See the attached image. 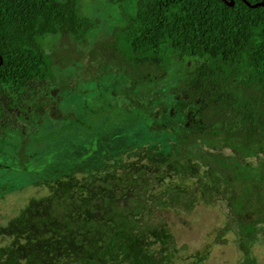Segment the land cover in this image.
<instances>
[{"label":"trees","instance_id":"1","mask_svg":"<svg viewBox=\"0 0 264 264\" xmlns=\"http://www.w3.org/2000/svg\"><path fill=\"white\" fill-rule=\"evenodd\" d=\"M78 5L79 0H0V140L20 134L15 125L27 116L28 102L41 91L38 82L55 81V70L67 69L72 55L83 54L76 52L77 45H89L87 35L100 20L81 16ZM136 6L134 15L122 13L127 19L124 26L92 43L90 58L101 55L118 71L124 70L127 81L118 104L143 113L160 86L132 99L130 94L141 80L181 67L182 98L200 109L183 119L186 131L177 133L168 160L175 151L183 155L202 144L227 146L223 161L231 153L263 156L259 181L237 162L217 167L231 184L230 200L236 204L240 226L251 229L264 223V5L253 8L243 0H234L233 6L223 0H137ZM53 37L61 42L47 50L44 40ZM170 92L182 95L177 88ZM151 126V132L165 130L155 122ZM21 133L18 152L25 165L30 138ZM77 175L68 172L60 180H50L47 197L32 200L16 220L0 225V257L5 260L0 264H45L49 255L60 264L66 249L78 264H109L108 259L118 260L121 252H127L131 264H157L149 258L146 239L159 240L161 230L134 219L139 216L138 205L121 211L111 204L109 191L119 184L131 191L132 185L117 175L83 179ZM50 234L60 240L52 241ZM79 247L81 251L71 252Z\"/></svg>","mask_w":264,"mask_h":264},{"label":"rangeland","instance_id":"2","mask_svg":"<svg viewBox=\"0 0 264 264\" xmlns=\"http://www.w3.org/2000/svg\"><path fill=\"white\" fill-rule=\"evenodd\" d=\"M136 2L79 0L80 15L100 23L87 35L88 46L77 45L76 52L83 54L79 58L72 55L67 69L55 70V81L38 82L43 85L41 91L28 102L27 116L15 125L30 138L25 165L18 152L22 135L12 133L11 138L0 140V225L16 220L32 200L47 197L50 180H60L68 172L78 174L79 179L117 175L132 189L125 191L123 184L110 189L111 204L121 211L138 205L139 216L134 219L141 224L151 222L161 230V239H146L149 258L157 264H264V223L251 229L240 226L236 204L230 200L231 184L217 167L237 162L259 181L263 156L231 153L223 161L227 146L202 144L190 147V153L185 150L187 158L175 151L168 160L177 133L186 131L183 119L200 109L182 98L181 67H169L141 80L130 94L132 99L160 86L151 107L143 113L118 104L117 96L125 91L127 81L124 70L118 71L115 63H106L101 55L90 58L92 43L108 37L114 27L124 26L127 19L122 13L134 15ZM60 42L58 37L44 40L47 50ZM187 63L193 65L190 60ZM174 88L182 95H171ZM154 122L165 130L151 132ZM39 183L43 186L36 185ZM49 237L60 240L53 234ZM55 248L61 253L59 245ZM66 251L60 264H78ZM75 251L81 247L71 252ZM53 256L45 264H58L53 263ZM131 260L127 252H121L118 260L112 257L108 263L131 264ZM0 262L5 260L0 257Z\"/></svg>","mask_w":264,"mask_h":264},{"label":"water","instance_id":"3","mask_svg":"<svg viewBox=\"0 0 264 264\" xmlns=\"http://www.w3.org/2000/svg\"><path fill=\"white\" fill-rule=\"evenodd\" d=\"M223 1H225L226 4L229 5V6H233V5H234V0H223ZM243 1H244L247 5H249L250 7H253V8H255V7H257V6H263V5H264L263 1L256 2V3H253V4L249 3L247 0H243ZM1 62H2V59H0V64H1Z\"/></svg>","mask_w":264,"mask_h":264}]
</instances>
